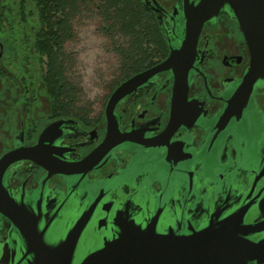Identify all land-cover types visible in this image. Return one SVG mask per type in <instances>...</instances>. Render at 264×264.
I'll use <instances>...</instances> for the list:
<instances>
[{"label": "flooded vegetation", "instance_id": "flooded-vegetation-1", "mask_svg": "<svg viewBox=\"0 0 264 264\" xmlns=\"http://www.w3.org/2000/svg\"><path fill=\"white\" fill-rule=\"evenodd\" d=\"M2 1L0 159L20 152L0 174V264H35L40 255L44 264H81L135 225L154 226L177 243L202 240L209 264L240 251L242 237L255 247L250 264H264V80L254 83L241 111L235 103L228 114L251 64L229 8L203 23L190 57L154 73L110 114L122 82L181 47L184 10L199 0H142L166 54L123 74L111 64L97 93L84 88L81 64H64L74 82L66 98L49 87L33 37L28 45L9 37ZM75 45L76 37L67 43ZM184 76L186 95L174 101ZM112 113L118 132L107 144ZM240 210L243 226L236 218L224 222ZM82 220L72 247L67 236Z\"/></svg>", "mask_w": 264, "mask_h": 264}, {"label": "water", "instance_id": "water-1", "mask_svg": "<svg viewBox=\"0 0 264 264\" xmlns=\"http://www.w3.org/2000/svg\"><path fill=\"white\" fill-rule=\"evenodd\" d=\"M223 6H227L234 15L251 54V64L239 90L229 104L228 114H233L235 103H240L239 109L241 111L247 103L254 83L258 79L264 80V0H199L196 4L186 7L184 10L185 38L181 47L178 50H172L168 57L158 65L122 82L112 93L109 100L108 109L110 114L112 107L118 100L143 84L154 73L169 69L173 65V61L190 57L193 54L203 23L217 15ZM186 89V76L182 81L178 78L175 82L173 100L177 101L181 92L184 93L185 97ZM112 117V119H108V127L111 132L108 134L107 144L113 141L114 132H118L113 113ZM18 152L20 150L8 152L0 159V174L5 166L17 157ZM23 156L30 157L28 154ZM245 213L243 210L235 212L236 215L232 214L224 222H230L236 218V221L242 225L244 224ZM83 224L84 221H80L79 226L75 227V233L67 236L66 240L71 243L72 247ZM203 236L204 233H197L196 240L203 238ZM192 241L184 240L177 243L172 234L157 235L154 226L140 228L135 225L128 229H120L115 239L104 243L101 248L89 254L81 264H209L207 260L205 261L203 255L205 252H203L204 244L202 240L195 241L190 245ZM68 242H65L64 245L69 246ZM261 244H264V242ZM179 245L181 249H179ZM254 249V245L241 237L240 251H236L235 254L232 253L230 258L218 259L214 264H250L255 259V256L252 255ZM35 259V264H44L42 255Z\"/></svg>", "mask_w": 264, "mask_h": 264}, {"label": "trees", "instance_id": "trees-1", "mask_svg": "<svg viewBox=\"0 0 264 264\" xmlns=\"http://www.w3.org/2000/svg\"><path fill=\"white\" fill-rule=\"evenodd\" d=\"M1 6L9 37L24 45L33 37L35 53L47 64L49 87L65 98L74 82L67 78L64 64L77 62L67 43L75 40L74 25L81 19L97 18V31L106 39L121 74L166 54L164 37L142 0H3Z\"/></svg>", "mask_w": 264, "mask_h": 264}, {"label": "rangeland", "instance_id": "rangeland-1", "mask_svg": "<svg viewBox=\"0 0 264 264\" xmlns=\"http://www.w3.org/2000/svg\"><path fill=\"white\" fill-rule=\"evenodd\" d=\"M97 18L81 19L77 26L76 45L71 46L81 64V74L85 76L84 88L90 93L100 92L102 80L111 64H116L114 54L108 49L106 39L97 31Z\"/></svg>", "mask_w": 264, "mask_h": 264}]
</instances>
